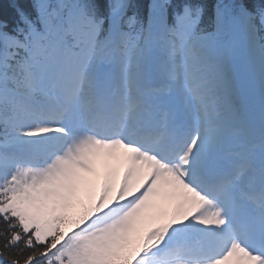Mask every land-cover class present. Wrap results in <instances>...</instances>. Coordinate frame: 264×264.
Segmentation results:
<instances>
[{"label": "snow or ice", "instance_id": "1", "mask_svg": "<svg viewBox=\"0 0 264 264\" xmlns=\"http://www.w3.org/2000/svg\"><path fill=\"white\" fill-rule=\"evenodd\" d=\"M81 136L187 154L185 182L223 209L210 264L238 250L264 264V185L257 206L243 175L257 158L264 173V0H2L0 264L67 259L7 185Z\"/></svg>", "mask_w": 264, "mask_h": 264}, {"label": "rangeland", "instance_id": "2", "mask_svg": "<svg viewBox=\"0 0 264 264\" xmlns=\"http://www.w3.org/2000/svg\"><path fill=\"white\" fill-rule=\"evenodd\" d=\"M89 149L93 152L95 151V149L92 147H90ZM77 153H75L74 155L79 156V153L81 152H79L78 154ZM87 154L89 155L88 151ZM92 154L95 164H97L99 161L97 165L93 166L94 169H97L102 164L103 156L97 155L99 153L96 152ZM90 157L91 154L87 158L88 160L85 161H89ZM70 158L71 152H69L67 155H65V157L61 159L64 160L63 162H69ZM34 159L37 160L36 157H34ZM59 161L60 160H58V162L46 164V167L44 169L37 167V162L33 164L21 165L22 168H24L23 173L26 174V176H29V178H32L31 183L27 181L25 177L20 180L17 179V174L13 173L7 185V188L9 190H19L21 188H26V195L24 197H21V200H23L30 209V211L27 213L28 220L30 224H35L38 226L37 230L41 239H46L49 236H53L58 230L59 222L55 221V218L58 217L57 215L60 214L61 211L57 209V204L59 205V207H62L65 210L64 220H67L71 215H74L73 208L71 207V204L74 202L71 201L72 198H76V202H81L83 208L86 211H90L93 206L97 204L103 192L101 182L98 181L96 177L71 185V182L69 181L67 184V188L56 187L59 184L60 187L63 186L67 180H71L75 177L70 172H63V175L60 173H56L59 180L54 178L55 165L62 164L61 162L59 163ZM17 169L19 168L17 167ZM81 170H84L83 172L85 177L90 176L88 169ZM48 176H50L56 186L51 183L49 179L48 181L42 179ZM33 177L40 180L38 182L33 181ZM140 182L141 179L138 184ZM106 199L107 198H101L98 206L99 208L105 204ZM158 199H160V202L163 205L165 214L160 213L159 216L158 213L154 212L151 214V216H159L160 218L170 216L166 215L167 211L170 210V207L172 205V203L169 202V198L166 195L162 194ZM180 199L182 198L179 197V200L176 203L177 205H180L182 203V200ZM179 209L181 211H176L177 214L173 215L172 219L174 218V216L179 217L184 220L185 224H190L191 222L188 221V218L185 217L187 212L184 206H180ZM96 216L97 215L95 213L90 224L95 221ZM143 218L144 217L140 214L136 217V223H132L131 227L120 228V232L118 233L121 234L119 237V242L115 244H119L120 247L124 249H127V247L129 248V244L132 242V232H134V229L139 231L144 228L145 219ZM172 219L171 217H169V219L166 220L168 223H175L169 226H159L153 222H147V228L150 226L152 227L151 229H149L150 231H153V228L156 227L157 230L160 229V232L151 237L154 240V245L152 246V249L148 251L142 258L146 259L145 264L151 263L153 261V248L161 240H164L168 234H171L172 231H175V229L178 227V225L176 224L177 222ZM216 222H218V218L216 219ZM96 223H93V225H91V228L86 231L84 228L79 230L74 226L66 223L62 226L61 232L66 237V239H70V241L67 242V247L64 249V255L67 256V259L63 260L61 264H107L111 261V255L108 254V251H111L113 246L109 244L102 235L95 236L92 240L89 239L91 235L99 232V228L96 227ZM124 238L125 241L123 240ZM130 239L131 241H128ZM140 260L141 259H139V261ZM139 264H142V262H139Z\"/></svg>", "mask_w": 264, "mask_h": 264}, {"label": "bare ground", "instance_id": "3", "mask_svg": "<svg viewBox=\"0 0 264 264\" xmlns=\"http://www.w3.org/2000/svg\"><path fill=\"white\" fill-rule=\"evenodd\" d=\"M90 138L91 137H86V136L76 137L69 144L75 146V145L81 143L82 140L90 139ZM67 151L68 150L66 148L64 152H67ZM156 151H157V156H156L157 159H160L162 156H164L165 154L168 153V149L164 148L162 146V144H158L156 146ZM106 154H109V153L106 152ZM141 156H142V154L139 153L136 149H132L130 151V153L128 154V156L126 157V160L130 161L131 164H129V163L125 164L124 173H120V172L119 173L121 175H126L128 177L144 175V178L146 180V185H148V189L150 190V192H148L145 195L142 203L145 204L146 206L157 208L156 204L147 200V198H151L150 197L151 193L158 192L160 188H163L161 186V183L155 182V180L158 179L159 174H161L165 177H168V174L163 169H161L159 163L156 162L154 159L152 160V164L154 166L153 169L149 170V169L145 168L143 166V164L137 160ZM118 157H121V155H118L116 158H118ZM186 157H187V155H184L183 159H185ZM45 160L46 159L42 157L39 159V163L44 164ZM104 162H106V160ZM184 166H186V163H184ZM108 169H109V165L107 163H104L103 170H108ZM197 183H200V182L197 181ZM163 189H165V188H163ZM173 192H174L173 189L168 191V193H173ZM139 206H140V204H139ZM190 229L195 230L200 234H203L201 231L195 229L193 226H191ZM203 240H205L204 237H203ZM210 241L214 242L215 245L218 246V250H220V248L222 247L223 241H222L221 236L219 235V231L217 232V236L214 237ZM224 263L225 264H256V260H255V258L250 260L247 255L245 256L243 254V251L238 250V251H235V252L229 254L227 257H225ZM219 264H223V263L219 262Z\"/></svg>", "mask_w": 264, "mask_h": 264}, {"label": "trees", "instance_id": "4", "mask_svg": "<svg viewBox=\"0 0 264 264\" xmlns=\"http://www.w3.org/2000/svg\"><path fill=\"white\" fill-rule=\"evenodd\" d=\"M0 2H2V0H0ZM53 243L55 244V239L53 240Z\"/></svg>", "mask_w": 264, "mask_h": 264}]
</instances>
